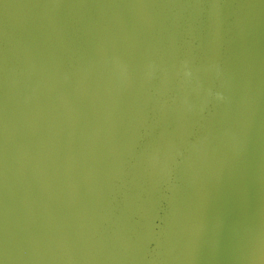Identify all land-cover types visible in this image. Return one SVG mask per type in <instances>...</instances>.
<instances>
[{
  "label": "water",
  "instance_id": "water-1",
  "mask_svg": "<svg viewBox=\"0 0 264 264\" xmlns=\"http://www.w3.org/2000/svg\"><path fill=\"white\" fill-rule=\"evenodd\" d=\"M0 264H264V0H0Z\"/></svg>",
  "mask_w": 264,
  "mask_h": 264
}]
</instances>
